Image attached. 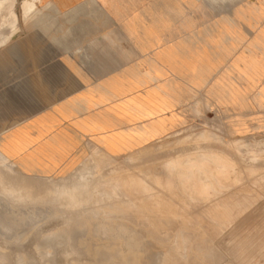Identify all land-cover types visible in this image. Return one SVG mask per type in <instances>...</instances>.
<instances>
[{"label": "crops", "instance_id": "1", "mask_svg": "<svg viewBox=\"0 0 264 264\" xmlns=\"http://www.w3.org/2000/svg\"><path fill=\"white\" fill-rule=\"evenodd\" d=\"M230 2L42 0L25 20L17 7L14 32L0 31V155L26 177L70 176L95 153L120 160L200 128L205 97L241 105V89L205 86L235 55L222 52V22L244 26ZM189 163L203 199L237 167L213 151Z\"/></svg>", "mask_w": 264, "mask_h": 264}, {"label": "rangeland", "instance_id": "2", "mask_svg": "<svg viewBox=\"0 0 264 264\" xmlns=\"http://www.w3.org/2000/svg\"><path fill=\"white\" fill-rule=\"evenodd\" d=\"M230 4L244 26L222 22V52L235 55L205 86L207 93L241 89L242 104L213 105L205 97L200 128L178 130L120 160L95 153L70 176L26 177L0 155V264H159L176 237L187 247L182 264H264V105L255 99L256 91H264V0ZM17 7L0 11V31L16 19ZM212 151L228 155L237 167L203 199L200 185L193 192L189 160ZM15 185L30 198H8L4 188ZM73 188L83 191L75 202L66 201V192H56L55 203L46 201L47 190ZM123 202L130 204L124 215ZM110 243L118 253L106 248Z\"/></svg>", "mask_w": 264, "mask_h": 264}, {"label": "bare ground", "instance_id": "3", "mask_svg": "<svg viewBox=\"0 0 264 264\" xmlns=\"http://www.w3.org/2000/svg\"><path fill=\"white\" fill-rule=\"evenodd\" d=\"M41 3V0H21L20 2H18L17 0H0V11L5 7V6H11V7H14L16 4L18 5V6H20L19 8L21 9V11H22V13H23V19L25 20V19H28V17H29V14H31V12H33L35 9H36V7L39 5ZM21 13V14H22ZM3 15V14H2ZM3 17V16H2ZM22 17V16H21ZM24 22V21H23ZM17 23H18V19H17V17H16V19H13V21L11 22V24H10V26H8V27H10L12 30H13V32H14V30H15V28L17 27L16 25H17ZM19 25H20V23H19ZM18 25V26H19ZM19 28H20V26H19ZM4 38V37H3ZM2 39V38H1ZM3 40V39H2ZM2 43H3V41H2ZM178 160V159H177ZM171 162V161H170ZM178 162V161H177ZM171 163H173V162H171ZM185 165V164H184ZM186 165H188V164H186ZM175 166H177V165H175ZM191 166V165H190ZM167 167V166H166ZM171 167V166H170ZM169 168V167H168ZM187 168V167H186ZM171 170V169H170ZM181 170H183V169H181ZM186 170V169H185ZM149 171H151V170H149ZM168 171V170H167ZM156 175V174H155ZM132 178V177H131ZM188 178H190V177H188ZM189 181H190V179H188ZM131 182H132V180H131ZM159 182V181H158ZM109 184H110V182H109ZM159 184V183H158ZM161 185V184H160ZM166 185V184H165ZM204 186V185H203ZM161 187V186H160ZM18 187H17V185H15V187L14 186H10V187H8V188H4V192L6 193V196L8 197V198H12V199H14V200H17L18 202H25L27 199H29L30 197H28V195H26V193H25V191H26V189L25 188H22L21 189V192H19V190L17 189ZM168 188V187H167ZM56 192L58 193V192H66V195H65V197H66V201H68V200H71V201H76L77 200V197L79 196V195H81V194H83V191L82 190H79V189H76V188H73L71 191H57V190H55V191H53V190H47L46 191V201H49V202H52V203H55L56 201H58V199L59 198H56ZM101 195L102 196H105V197H108V196H112L111 195V193H109V192H101ZM189 195V197L188 198H191V195L190 194H188ZM42 199V198H41ZM191 199H193V198H191ZM63 202V201H62ZM129 205L130 204H128L127 202H123L122 203V211H125V212H122V214L124 215L125 213H126V211L129 209ZM69 206H71V205H69ZM109 211V210H108ZM113 216V213H109L108 214V216ZM147 219V218H146ZM145 219V220H146ZM148 220V219H147ZM114 222V221H113ZM145 224H147L146 222H145ZM114 227V226H113ZM108 228H104V230H103V232H107L108 233V230L110 231L111 229H113V228H109L108 230H107ZM73 231H75V230H73ZM56 232V231H55ZM63 232V231H62ZM78 232V231H77ZM113 232V231H112ZM114 232H115V230H114ZM151 231L149 230V233H150ZM179 233H181V230L180 231H178ZM139 233V232H138ZM152 233V232H151ZM177 233V232H176ZM178 235V234H177ZM179 235H181V234H179ZM59 236V235H58ZM174 236V235H173ZM172 236V237H173ZM175 237V236H174ZM109 238V237H108ZM158 240H161V239H159V238H157ZM175 239H177L178 241H175L176 243H175V245L173 246L172 245V248L170 249L169 247V249H170V251H166V252H168V253H166V254H164V256H163V258H161V260H159V264H182L183 263V260L186 258V256L185 255H183V250H184V248H187V247H185V242H184V239H183V237H176ZM43 240V239H42ZM154 240H156V239H154ZM157 240V241H158ZM165 240H166V238H165ZM169 240V239H168ZM40 241V240H39ZM37 245V244H36ZM85 246V245H84ZM103 248V247H102ZM101 248V249H102ZM107 249H112V250H114V251H116V246L114 245V243H110L107 247H106ZM102 250H104V249H102ZM187 250V249H186ZM113 251V252H114ZM188 251V250H187ZM100 252H101V250H100ZM103 252V251H102ZM105 252H107V251H105ZM104 252V253H105ZM117 252V251H116ZM189 252V251H188ZM108 253V252H107ZM110 253H112L111 251H110ZM118 253V252H117ZM41 254H43V253H41ZM109 254V253H108ZM107 254V255H108ZM113 254V253H112ZM22 255V254H21ZM24 255V254H23ZM130 255V254H129ZM187 256H189V255H187ZM208 256H209V253H208V255L207 256H205L206 257V259H208ZM129 257V256H128ZM185 257V258H184ZM22 258V257H21ZM130 258V257H129ZM132 258V257H131ZM18 259H20L19 257H18ZM127 259V258H126ZM159 259V258H158ZM21 260V259H20ZM30 260V259H29ZM130 260H132L133 261V258L132 259H130ZM193 260H195V258L193 259ZM205 260V259H204ZM23 261V260H22ZM110 261V260H109ZM128 261V260H127ZM200 261V260H199ZM202 261H203V259H202ZM206 261V260H205ZM21 262V261H20ZM26 262V261H25ZM131 262V261H130ZM129 262V263H130ZM142 262V261H141ZM186 262V261H185ZM128 263V264H129ZM201 263H204V261L203 262H201ZM22 264H24V262L22 263ZM29 264V263H28ZM132 264V263H131ZM193 264H195V262L193 263ZM198 264H200V262H198Z\"/></svg>", "mask_w": 264, "mask_h": 264}]
</instances>
